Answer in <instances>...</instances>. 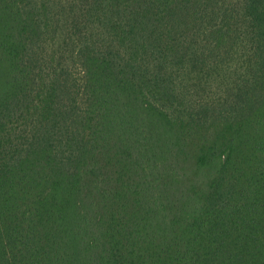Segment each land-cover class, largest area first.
Segmentation results:
<instances>
[{
  "label": "trees",
  "instance_id": "obj_1",
  "mask_svg": "<svg viewBox=\"0 0 264 264\" xmlns=\"http://www.w3.org/2000/svg\"><path fill=\"white\" fill-rule=\"evenodd\" d=\"M0 264H264V0H0Z\"/></svg>",
  "mask_w": 264,
  "mask_h": 264
},
{
  "label": "rangeland",
  "instance_id": "obj_2",
  "mask_svg": "<svg viewBox=\"0 0 264 264\" xmlns=\"http://www.w3.org/2000/svg\"><path fill=\"white\" fill-rule=\"evenodd\" d=\"M216 91V87H214L212 90H211V93H213V92H215ZM191 178L192 177V172H191V170H186L185 171V176H184V178H183V180H188V178ZM187 182V181H186Z\"/></svg>",
  "mask_w": 264,
  "mask_h": 264
}]
</instances>
